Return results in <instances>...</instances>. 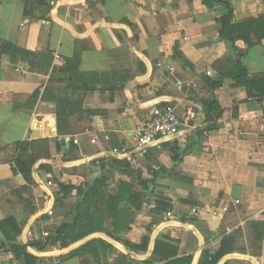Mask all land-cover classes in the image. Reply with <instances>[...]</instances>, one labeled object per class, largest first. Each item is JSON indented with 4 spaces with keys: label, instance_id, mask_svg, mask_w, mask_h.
Wrapping results in <instances>:
<instances>
[{
    "label": "crops",
    "instance_id": "0c3cea01",
    "mask_svg": "<svg viewBox=\"0 0 264 264\" xmlns=\"http://www.w3.org/2000/svg\"><path fill=\"white\" fill-rule=\"evenodd\" d=\"M231 8L255 47L221 38ZM11 45L50 55L49 70L12 62ZM166 105L197 118L140 155L136 129ZM16 144L36 161L27 178ZM2 149L0 264H28L19 248L31 264H98L26 233L72 223L104 177L132 183L136 203L99 264H264V0H0Z\"/></svg>",
    "mask_w": 264,
    "mask_h": 264
},
{
    "label": "trees",
    "instance_id": "16d2710c",
    "mask_svg": "<svg viewBox=\"0 0 264 264\" xmlns=\"http://www.w3.org/2000/svg\"><path fill=\"white\" fill-rule=\"evenodd\" d=\"M224 1L225 0H219L220 3H223ZM220 23L222 25L221 38L232 43L236 50L240 51L236 46L238 41H243L246 44L247 49L253 48L258 44L251 43L245 36H235L242 27L234 22L232 8L227 15L220 19ZM248 26H253V24H249ZM260 42L261 40L259 43ZM3 53L7 55L12 62H17L19 58L28 61L31 69L36 66V63H38L42 68H45L46 71H48L53 61L50 55H41L40 60L38 59V55L14 45L6 47ZM239 55H241L240 52ZM66 71L69 72L68 70ZM245 72V68L241 67L240 71L237 72V77L245 79ZM72 77L74 78L71 74V78ZM254 84L256 85L255 80L254 82H251L253 88H255V86H253ZM38 97L39 92L35 93L33 96L35 100H37ZM57 107L60 112L65 110L66 104L64 101L57 102ZM216 129L217 128H213V131ZM12 147L14 149V159L17 172L27 178L33 171L36 161L32 156L26 158L24 157V154L19 155L22 148L21 144H16ZM5 150L6 149L0 150V153ZM24 150L28 151L26 147ZM125 168L126 171L121 173L122 176H134V172L129 164H126ZM60 188L64 192L65 188L63 186ZM132 190V183L124 181L121 178L115 180L104 177L96 181L95 186L89 189L86 193L84 203L82 206H79V213L74 221L70 224L65 223L60 225L55 230V233H52L51 238L47 240L48 244H61L64 248L79 245L77 248L75 247V250L73 251L74 254L86 251L93 254L95 258L97 257V261L99 260L100 262V256L102 255L101 250L113 251L116 248L117 243L122 241V238H124L123 236L130 230L133 222L131 207L134 201V194ZM137 203L138 208H141L143 201L138 200ZM97 243H101L102 248L95 247ZM147 245L148 238L143 241L141 248H146ZM132 248L136 249L137 247L132 246ZM158 249L159 248H156V250ZM16 251L26 255L28 264H31L34 260L27 254L24 248H19V250ZM99 262L97 263L99 264Z\"/></svg>",
    "mask_w": 264,
    "mask_h": 264
},
{
    "label": "built area",
    "instance_id": "2783aa9c",
    "mask_svg": "<svg viewBox=\"0 0 264 264\" xmlns=\"http://www.w3.org/2000/svg\"><path fill=\"white\" fill-rule=\"evenodd\" d=\"M169 72L174 73V70L169 67ZM212 71L206 74L212 76ZM196 112L188 110L185 114L180 115L173 105H166L161 108L153 110L150 120L142 126H139L134 133L133 150L143 155L146 150L153 144H158L160 141L168 138H176L182 134L185 128H188L196 120ZM70 140L68 139L67 142ZM123 155L124 151L116 152ZM50 186L52 182H48ZM196 213V210H193ZM47 215L53 216V211L49 210ZM172 212L167 214L168 218H172ZM264 216V212H263ZM40 230L28 231L26 233L27 239L36 245H47L52 233L47 229H43L42 225L38 226ZM60 263V260L58 261Z\"/></svg>",
    "mask_w": 264,
    "mask_h": 264
}]
</instances>
